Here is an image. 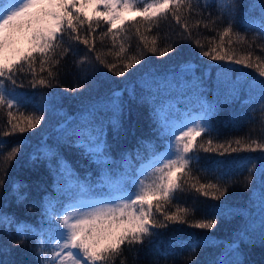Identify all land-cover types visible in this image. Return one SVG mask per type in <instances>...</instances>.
Wrapping results in <instances>:
<instances>
[{
    "label": "trees",
    "instance_id": "16d2710c",
    "mask_svg": "<svg viewBox=\"0 0 264 264\" xmlns=\"http://www.w3.org/2000/svg\"><path fill=\"white\" fill-rule=\"evenodd\" d=\"M59 7L52 35L0 56V264H58L63 212L110 188L142 198L136 221L103 223L80 264H264V0ZM194 114L175 177L147 184Z\"/></svg>",
    "mask_w": 264,
    "mask_h": 264
},
{
    "label": "rangeland",
    "instance_id": "374dc122",
    "mask_svg": "<svg viewBox=\"0 0 264 264\" xmlns=\"http://www.w3.org/2000/svg\"><path fill=\"white\" fill-rule=\"evenodd\" d=\"M103 1L111 5L120 3V0ZM59 3H62L65 10L69 12V10L73 11L75 8H78L80 0H15L3 5L0 9V56L2 54L9 55L12 53L10 51H13L17 56L21 55L23 48L27 44L26 39L30 36L35 37L37 41L41 34L45 36L52 35L59 26L60 21L65 19L64 12L60 9ZM85 6L87 7L88 15H91L93 6L90 3H86ZM126 9L121 13L123 17ZM126 12L130 14V10ZM23 15H29L27 23L11 27L8 32L5 31V27L9 25L7 21L13 20L16 22ZM198 124L199 119L196 116H192L184 119L182 123L173 129L171 145L144 168L149 173L145 180L147 184L148 182H157V186L161 184L160 187H162L169 173H171L172 178L175 177V168L179 164L176 163L180 162L186 152L191 149ZM172 167L171 172L167 174L163 172L164 169ZM133 196L136 195L132 191H116L110 188L108 195L92 200L80 201L64 211L63 218L65 225L55 242L58 251L57 259L60 264H79L75 258L76 256H74L77 251L83 252L87 250L91 241L95 240V243H97L98 236L108 237L111 235L113 233V225L108 227L110 224L102 225L103 223L113 220L114 217L120 215L122 216L118 224H116L118 227L123 224L134 223L136 216L132 212V206L140 204L142 198L137 196L136 200L131 203ZM142 202L141 204L145 203V207H147L149 199L144 197ZM95 225H98L97 229L92 233L91 226ZM74 235L77 238L72 248L69 245L68 238Z\"/></svg>",
    "mask_w": 264,
    "mask_h": 264
}]
</instances>
